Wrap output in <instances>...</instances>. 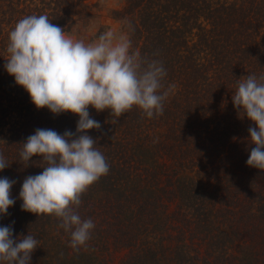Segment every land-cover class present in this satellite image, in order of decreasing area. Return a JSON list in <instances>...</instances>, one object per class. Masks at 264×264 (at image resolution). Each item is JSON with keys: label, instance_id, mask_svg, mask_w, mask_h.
Returning <instances> with one entry per match:
<instances>
[{"label": "trees", "instance_id": "16d2710c", "mask_svg": "<svg viewBox=\"0 0 264 264\" xmlns=\"http://www.w3.org/2000/svg\"><path fill=\"white\" fill-rule=\"evenodd\" d=\"M87 2L0 0V178L16 181L0 226L39 241L30 264H264V172L246 163L255 125L232 102L237 79L264 75V0H124L113 18L174 85L163 115L134 107L113 125L89 107L109 173L77 209L95 223L86 248L74 252L54 217L22 210V183L43 168L35 156L22 165L21 143L38 128L75 132L79 117L35 107L5 70L8 34L28 15L70 33L90 19Z\"/></svg>", "mask_w": 264, "mask_h": 264}, {"label": "clouds", "instance_id": "9594fccd", "mask_svg": "<svg viewBox=\"0 0 264 264\" xmlns=\"http://www.w3.org/2000/svg\"><path fill=\"white\" fill-rule=\"evenodd\" d=\"M102 32L85 42L65 33L46 15H28L17 21L8 34L5 70L29 94L37 109L52 114L72 113L79 117L75 132L63 134L38 128L21 143L20 160L24 167L39 157L37 175L26 177L19 199L23 211L54 217L57 227L69 234L68 246L79 252L91 239L95 223L82 219L77 211L82 196L102 176L109 164L88 134L101 124L90 117L89 107L98 113L108 110L115 125L134 107L148 118L163 115L164 101L174 85L165 88L167 75L161 61L133 48L130 32ZM239 116L247 117L251 148L249 167L264 172V75L237 79L232 95ZM10 164L0 152V171ZM16 183L0 178V216L15 204L11 189ZM14 223V222H13ZM39 241L32 235L13 238V228L0 226V264H30Z\"/></svg>", "mask_w": 264, "mask_h": 264}, {"label": "rangeland", "instance_id": "374dc122", "mask_svg": "<svg viewBox=\"0 0 264 264\" xmlns=\"http://www.w3.org/2000/svg\"><path fill=\"white\" fill-rule=\"evenodd\" d=\"M87 3L91 8L90 19L66 34L76 39H83L87 43L96 39L95 36H98L101 30L104 32L111 29L117 33L124 32L122 23L115 20L112 13L123 7L124 0H88Z\"/></svg>", "mask_w": 264, "mask_h": 264}]
</instances>
